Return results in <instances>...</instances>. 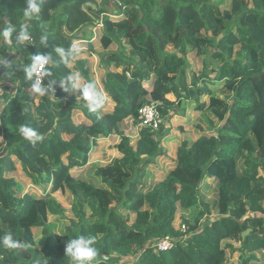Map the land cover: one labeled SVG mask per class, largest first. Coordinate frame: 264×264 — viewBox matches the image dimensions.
<instances>
[{"label": "trees", "instance_id": "1", "mask_svg": "<svg viewBox=\"0 0 264 264\" xmlns=\"http://www.w3.org/2000/svg\"><path fill=\"white\" fill-rule=\"evenodd\" d=\"M25 6L0 0V29L13 23L30 32L23 45L0 38V237L12 233L28 247L0 246V264H72L65 243L81 235L95 237L98 264H264V0H231L230 7L212 0H43L39 21L24 18ZM73 43L91 51L99 44L101 87L80 54L73 69L60 62L55 49ZM48 53L56 83L53 95L41 97L21 69ZM189 56L202 59L201 72L187 73ZM72 73L96 85L100 109L90 112L78 90L69 93ZM150 103L163 124L140 129L131 145L123 126H137L138 110ZM191 112L193 129L179 125L184 137L173 167L156 181L149 169L164 154L171 120ZM22 125L42 133L43 142L24 140ZM114 138L118 157L84 175L92 149ZM18 167L43 196L25 194L7 176ZM206 179L215 187L211 205ZM57 192L69 194L73 215L62 234L49 222L65 217ZM178 213L184 233L174 228ZM206 216L213 218L203 223ZM33 229L41 230L39 247ZM164 237L174 247L159 252L155 243ZM234 255L238 261L229 262Z\"/></svg>", "mask_w": 264, "mask_h": 264}, {"label": "clouds", "instance_id": "2", "mask_svg": "<svg viewBox=\"0 0 264 264\" xmlns=\"http://www.w3.org/2000/svg\"><path fill=\"white\" fill-rule=\"evenodd\" d=\"M43 0H26V6L23 9V16L28 21L40 20V13L42 8ZM42 32L46 31L45 25H40ZM13 33H15V40H13ZM30 32L28 28L23 24L20 25L19 30L13 23H9L6 27L0 29V38H3L9 45L13 42L16 44L23 45L29 41ZM47 39L46 34L41 35V41ZM81 49L78 45L73 44L68 48L57 47L55 49L56 54L59 56L60 62L64 64H69L74 62L76 57L80 54ZM56 61L51 53L48 54H37L31 57V63L24 65L22 71L24 73L25 81L31 82V91L33 94L38 96H45L48 94L53 95L52 85L56 83L55 78L52 77L48 65L55 64ZM37 78L33 81V77ZM48 77V84L44 86L43 80ZM67 79L71 82L73 89L79 91V94L83 101L86 102L88 110L90 112H95L100 109L104 104L103 95L97 90L96 85L92 82L81 83V77L78 73H72ZM64 79L60 80L59 87L64 88ZM19 135L23 137L24 140L32 144L33 146L42 143L44 136L37 129L22 125L19 128ZM96 239L91 236L81 235L76 238H72L65 243V255L71 260L72 264H98L99 251L97 249ZM0 246L5 249L12 250H24L28 245L22 243L21 241L14 239L12 233H6L0 237ZM107 259V257H104ZM47 264V261H44Z\"/></svg>", "mask_w": 264, "mask_h": 264}, {"label": "rangeland", "instance_id": "3", "mask_svg": "<svg viewBox=\"0 0 264 264\" xmlns=\"http://www.w3.org/2000/svg\"><path fill=\"white\" fill-rule=\"evenodd\" d=\"M226 4L228 7H230V2L231 0H212V2H221ZM234 2V0H233ZM223 8V7H220ZM75 44V43H73ZM78 45L79 48L81 49L80 51V55L78 56V59H83L85 60L86 63V67L89 70V74H90V78L91 80L95 81V83H99L101 84L102 79H103V74L104 71L100 66V61H99V55L102 53V49L100 48L99 44H96L92 51L90 49H88L87 47H80L79 44H75ZM189 61L191 62L190 65V69L188 70V74L191 75L192 73H199L202 70V59L198 60L195 57H191L189 56ZM71 67V69H73L74 64L70 63L69 65ZM118 71H120V68H118ZM81 83H86L83 80L81 81ZM102 85V84H101ZM70 94H75L74 89L71 87L69 90ZM167 98H169L170 100H174V98L172 96H168ZM206 101L207 100V96L204 95V97H202V101ZM191 114V113H189ZM174 117L173 119L176 120H183V117ZM177 122V121H176ZM175 121L173 123L170 124V126H172L171 128H173V132H169L170 135H173L174 137H179L182 136L181 134H178L177 131H179V123H176ZM128 123V124H127ZM126 125L123 126L124 129H126V135H128V137L130 138V142L131 145L135 144V141L138 138V132L139 129L133 124V122L130 120L128 122L125 123ZM184 127L185 123H184ZM177 128V129H176ZM115 140H107L104 142H101L100 146H96L92 149V152L89 156V163L88 166L82 170L84 172V175L88 172L91 167L96 166V165H105L106 163H108L109 160H112L114 156L117 155L114 154L112 152V148H114L113 146L119 141L118 138H114ZM164 140V139H163ZM101 141V140H100ZM166 140H164V142L161 144L164 154L160 157H158L155 161V164H157L158 168H161V170L165 171L167 170V168L169 167V163L172 161L174 155L171 152V148L174 146V144L171 142L170 144H165ZM157 166L154 169L153 165L150 167L149 169V173L152 174V177L154 179V177L156 175V171L157 170ZM8 177H11L13 179H15L17 182H19V184L22 186V190H24L25 194H29V195H33L35 197H40L43 196L42 191L33 187L30 182L26 179V177L23 176V174L21 173L20 168L18 167L17 171H15L14 173H10L7 175ZM150 179L149 181L153 180ZM206 181H208L209 185L211 186L210 190L208 191V193L206 194V201L208 204H212L213 200L216 197L215 194V187L213 183H210L209 179H206ZM22 194V193H21ZM54 198L65 208L66 213H65V217L64 218H53V217H49V222L50 224H52V229L53 232L56 234H62L65 227L68 225V220L71 219L73 217L72 213L70 212V205H71V199L68 193L61 195L59 192L54 194ZM86 213L89 215L90 214V209L88 207H86ZM182 213H178L176 215V219L174 221V228L176 230H181V226L182 224H184L182 222ZM213 217L211 216H206L203 219V223L205 222H210L211 219ZM132 220V218H131ZM33 235H34V240L36 243V246L39 247L40 243H42V241L44 240L42 235H41V230L40 229H33ZM235 247L239 248V244L238 243H233ZM237 258V255L231 256L229 259V262H234ZM133 261V258H124L122 260L121 263H128L131 264ZM238 261V260H236Z\"/></svg>", "mask_w": 264, "mask_h": 264}, {"label": "built area", "instance_id": "4", "mask_svg": "<svg viewBox=\"0 0 264 264\" xmlns=\"http://www.w3.org/2000/svg\"><path fill=\"white\" fill-rule=\"evenodd\" d=\"M129 77V75H127ZM37 77L34 76L33 81ZM44 82V80H43ZM138 125L136 126L139 130L147 128L150 130H158L163 124V119L157 111V106L153 103L145 104L138 110ZM186 228L181 226V232L184 233ZM174 247V241L171 237H164L162 240H159L155 243V248L159 252H165Z\"/></svg>", "mask_w": 264, "mask_h": 264}, {"label": "crops", "instance_id": "5", "mask_svg": "<svg viewBox=\"0 0 264 264\" xmlns=\"http://www.w3.org/2000/svg\"><path fill=\"white\" fill-rule=\"evenodd\" d=\"M103 76H104V74H103ZM94 82H95V81H94ZM96 85H97L98 87H101V84H99V83H96ZM109 105H110V107H111V109H112L113 104H110V103H109ZM194 117H195L194 113H192V112H191V114L187 113V115L184 116V117L182 118L183 120H178V119L174 120V119H172L171 122H170V124L173 123L174 121H175V122L177 121V122L179 123L178 125H182V126H184V123H185V126H186V127H184L185 131H190V130H192L193 128H192L191 125L188 124V121H189V120H193ZM180 118H181V117H180ZM177 122H176V123H177ZM171 127H172V126H171ZM178 127H179V126H178ZM176 129H177V128H176ZM173 131H174L173 128H171L169 132L171 133V132H173ZM177 132H178V134H181L182 136L174 137L173 135H170V133H169V134L164 138V140H166L165 144L168 145V144H170L171 142L174 144V146L171 148V152L173 153L174 157H173L172 161L169 163V167H168L167 170H165V171L161 170V168H158L157 164H154V165H153L154 169H155L156 166H157V170H158V171H156V175H155V176H157V177H154L156 181L159 179V176H160V175L167 174V173L172 169V167H173L174 160H175V149H176V147H177L179 141L182 140L183 137H184V135L180 132V130L177 131ZM193 136H194L193 138H197L198 135H197V134H196V135L194 134ZM107 140H115V139H106V140L104 139V140H101L100 142H98V146L101 145V142H104V141H107ZM164 140H162V143L164 142ZM113 147H114V146H113ZM112 152H113V155L117 153V151H116L114 148H112ZM115 157H118V153H117V155L114 156L113 158H115ZM110 161H111V160H109L108 162H110ZM106 164H107V163H106ZM106 164H105V165H106ZM151 175H152V174H151ZM209 181H210V180H209ZM206 182H208V181H206Z\"/></svg>", "mask_w": 264, "mask_h": 264}, {"label": "water", "instance_id": "6", "mask_svg": "<svg viewBox=\"0 0 264 264\" xmlns=\"http://www.w3.org/2000/svg\"><path fill=\"white\" fill-rule=\"evenodd\" d=\"M250 233V229L246 230L242 233V238L244 239L245 236H247Z\"/></svg>", "mask_w": 264, "mask_h": 264}]
</instances>
